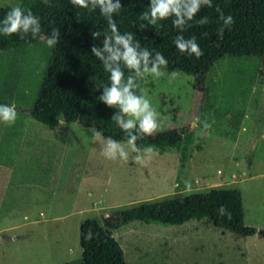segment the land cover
Instances as JSON below:
<instances>
[{"label":"rangeland","instance_id":"rangeland-1","mask_svg":"<svg viewBox=\"0 0 264 264\" xmlns=\"http://www.w3.org/2000/svg\"><path fill=\"white\" fill-rule=\"evenodd\" d=\"M18 4L0 0V8ZM46 40L24 53L0 52V99L17 111L14 124L0 123V264L79 263L86 220L104 224L142 202L163 204L213 190L236 193L245 225L264 229L261 58L217 61L206 76V94L182 73L139 80L161 113L158 132L188 128L183 143L152 147L141 166L136 153L128 163L102 157L93 129L83 123L61 122L51 130L31 117L53 50ZM113 236L127 264H264L258 234L235 235L205 216L174 226L134 218Z\"/></svg>","mask_w":264,"mask_h":264},{"label":"trees","instance_id":"trees-1","mask_svg":"<svg viewBox=\"0 0 264 264\" xmlns=\"http://www.w3.org/2000/svg\"><path fill=\"white\" fill-rule=\"evenodd\" d=\"M25 11L31 10L39 17L41 33L32 38L21 39L18 35L0 34V52H26L30 46L38 45L42 38H48L52 29L60 32L58 44L53 46L31 117L47 128L55 129L61 121L67 124L80 122L93 130H101L104 136H112L126 142L125 134L119 129L112 115L117 110L98 100L108 74L91 53L93 44L102 46L103 36L93 39L92 32L107 33V22L99 11L73 7L68 0H18ZM122 8L114 16L121 33L132 32L142 47L160 52L167 59L165 71L182 73L194 77V87L202 94L208 92L206 76L210 68L224 58L259 57L264 66V0H212V7H202L195 19L207 17L208 23H192L182 34L185 38L196 37L203 51L198 59L180 53L173 40L178 30L172 26V18L158 22L144 30L138 28L140 13L149 0H120ZM217 7L225 16L232 15L234 23L226 26L221 34L218 30L223 22L219 19ZM11 7L0 8L2 20ZM130 73L125 70V75ZM264 75V71L261 72ZM0 104H9L0 99ZM188 128L167 129L138 140L140 147H173L185 141ZM236 193L213 190L206 195L196 194L184 199L163 204L142 202L138 206L119 213L115 218L100 224L96 219L86 220L80 227L81 261L76 264H127L123 249L113 232L127 225L134 218L145 224L163 226L182 225L199 217H208L211 223L238 236L250 237L258 234L264 241V229L257 230L244 223V207ZM223 205L231 214L221 216ZM89 233L91 235H89Z\"/></svg>","mask_w":264,"mask_h":264},{"label":"clouds","instance_id":"clouds-1","mask_svg":"<svg viewBox=\"0 0 264 264\" xmlns=\"http://www.w3.org/2000/svg\"><path fill=\"white\" fill-rule=\"evenodd\" d=\"M45 5L50 0H42ZM73 7L87 9L89 12L99 11L107 22V33L92 32L93 39L103 36L102 46L92 45V55L101 62L104 72L108 74L106 84H97L102 87L98 100L117 111L112 115V120L126 136V143H121L112 136H104L101 130L92 131V140L99 146V154L110 161L128 163L130 153L135 163L146 166L151 159L154 149L151 146L140 147L138 140L150 137L161 130V113L153 106L146 88L141 89L139 80L148 76L160 78L165 75L168 61L160 52L153 54L148 48L142 47L132 32L121 33L114 16L119 14L122 5L120 0H68ZM202 7H212V0H149L147 8L140 13V23L137 25L142 31L149 26H156L158 22L172 18V26L178 30L173 43L180 53L195 56L197 59L203 51L196 42V37L185 38L182 34L188 27L195 23L205 25L207 17L195 19ZM219 19L223 22L218 30L221 34L226 26L234 23L232 15L225 16L217 7ZM41 33L39 17L31 10L25 11L21 6H13L4 18L0 20V34L4 36L18 35L21 39L31 36L37 37ZM60 32L53 28L46 43L49 47L58 44ZM127 70L129 75H125ZM139 90V91H138ZM17 119L14 104H0V123L12 125ZM62 122V121H61ZM211 127L205 123L204 129ZM190 190V183L185 181ZM221 216L231 218V214L221 205L218 209ZM89 235H91L89 233Z\"/></svg>","mask_w":264,"mask_h":264},{"label":"water","instance_id":"water-1","mask_svg":"<svg viewBox=\"0 0 264 264\" xmlns=\"http://www.w3.org/2000/svg\"><path fill=\"white\" fill-rule=\"evenodd\" d=\"M200 120V114L196 117L195 122H198Z\"/></svg>","mask_w":264,"mask_h":264},{"label":"crops","instance_id":"crops-1","mask_svg":"<svg viewBox=\"0 0 264 264\" xmlns=\"http://www.w3.org/2000/svg\"><path fill=\"white\" fill-rule=\"evenodd\" d=\"M1 232V231H0Z\"/></svg>","mask_w":264,"mask_h":264}]
</instances>
